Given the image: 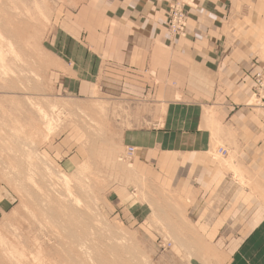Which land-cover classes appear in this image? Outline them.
Instances as JSON below:
<instances>
[{
  "label": "crops",
  "instance_id": "0c3cea01",
  "mask_svg": "<svg viewBox=\"0 0 264 264\" xmlns=\"http://www.w3.org/2000/svg\"><path fill=\"white\" fill-rule=\"evenodd\" d=\"M166 2L58 4L48 75L61 95L129 108L131 127L118 132L122 148L135 149L134 179L180 200L185 226L176 230L196 232L197 246L216 251L212 263L188 264H264V109L248 105L252 74L264 66V0H192L185 34L175 38ZM146 103L155 106L150 122L137 124ZM85 143L79 128L63 133L49 149L53 163L71 174L87 159ZM218 150L227 155L217 159ZM135 192L112 189L110 216L149 229L150 210Z\"/></svg>",
  "mask_w": 264,
  "mask_h": 264
},
{
  "label": "rangeland",
  "instance_id": "374dc122",
  "mask_svg": "<svg viewBox=\"0 0 264 264\" xmlns=\"http://www.w3.org/2000/svg\"><path fill=\"white\" fill-rule=\"evenodd\" d=\"M65 1L71 0H0V27H3L0 28V36L5 35V37H1L2 42H0L7 47L6 41L10 40L7 43H13V51L17 55V57L14 56L15 58L13 55L11 57L7 50L9 48L2 47L3 45L0 43V51L2 49V55L6 56L3 61L5 63L3 65L0 63V71L2 68L0 72V135L6 136L8 129L17 130L16 136L19 135V139L13 137L12 141H7V146L15 150L0 147V189L9 200L8 206L0 210V236L18 248L23 239L33 243L32 240L38 238V243L43 246L47 244L48 236L45 235L49 234L51 220H46L45 226H47H44L46 230L43 228L42 231V225L37 226L38 224L35 223L38 222L37 219H42L45 215L49 216L46 212L47 207L41 204L43 202L42 195L38 196L41 192L39 193V189L37 190L36 187L41 188L49 184V182L45 184L49 179L48 171L55 176L57 174L56 177H51L53 180L59 177V172L63 173L53 163L49 149L51 144L63 133L67 136L79 128L86 136V143L83 147L87 154V159L81 165L87 163L88 170L84 176L86 181H81L78 185V182L72 180L70 185L76 187L73 191L75 190L81 196L83 204L90 210L87 215L92 211L91 217L90 215L85 216L91 221V224L87 220L86 231L88 233L84 238V241L91 248L94 246L92 258L95 259V254H101V251L102 253L106 252L104 251L107 249L105 247L111 243V239H113L112 243L115 241V238H109V236L115 237L117 234L116 238L123 239L124 249L129 256L123 253L124 259L122 253L117 255L116 257L119 258L120 256L122 261L129 260L132 264H143V262L144 264H188L191 258H197L206 261L205 263H212L216 252L214 248L197 246L196 244L199 242L197 240L200 238L196 232L176 230L179 226H185L184 223L182 225V222H185L182 213V206L184 205L180 200L173 198L171 194L164 195L153 185L135 180L128 167L130 161L122 159L124 149L119 140L121 134L118 130L131 127L130 117L132 114L129 108L116 104L108 98L98 97L88 101L72 99L61 95L55 89L48 75V65L51 64V51L48 41L53 27L51 21L53 11L58 4ZM176 1L167 0L166 11H168L169 5ZM12 7H15L16 12L14 9L12 11ZM189 8L192 7L185 8L187 18ZM3 10L4 12H1ZM4 13L5 15H3ZM165 27L168 31L167 13ZM5 49L8 51L7 53ZM252 75V98L248 105L253 108L264 109V89L255 81L257 76L264 77V66L263 69L254 72ZM146 104V106H142L143 111L138 110L136 112V116L141 115L138 120L134 121L137 124L140 122L147 125L150 122L147 117L152 114L155 106ZM36 107L45 110L49 117L55 119L56 125H54L53 131L58 128L51 135H49L50 132H45L47 131L45 129L46 123L41 121L40 115L36 113L39 112ZM150 119L152 121L157 118ZM23 148L26 149V154H28L27 151L32 154V166L30 167L26 165L25 158L19 156L18 152L21 151L22 153ZM28 148L31 149L27 150ZM9 152L19 156L20 161L18 160V162L21 164L16 161L15 163L11 162V157L8 158L7 155ZM215 152L217 159H223V157H218V151ZM40 157H44L46 162H43ZM79 167L80 165L74 172L66 175L74 179L75 176L79 175ZM28 169H31L32 172H27ZM242 184L250 187L249 183L242 182ZM118 185L123 188L133 185L136 188V201L146 206L148 211L150 210V217L147 219V228L149 229L125 228L124 225L113 220V217L110 216L111 208L107 203V197L110 195V191ZM261 200L264 203V196ZM98 232H101L103 236ZM103 232L108 235V239ZM90 233L93 235L91 236ZM113 233L116 234L113 235ZM30 243L25 248L26 257H28V249L32 246ZM129 246L134 252H130L132 250ZM2 247L0 245V253ZM95 250L99 252L97 253ZM87 263L89 264V261Z\"/></svg>",
  "mask_w": 264,
  "mask_h": 264
},
{
  "label": "bare ground",
  "instance_id": "6f19581e",
  "mask_svg": "<svg viewBox=\"0 0 264 264\" xmlns=\"http://www.w3.org/2000/svg\"><path fill=\"white\" fill-rule=\"evenodd\" d=\"M191 0L188 1V3L190 4ZM12 6V5H11ZM10 6V7H11ZM14 6V5H13ZM191 6V5H190ZM1 8V7H0ZM13 9L15 10V7H12V11ZM1 12H4L1 11ZM16 12V10H15ZM15 12H13L15 14ZM12 14V13H10ZM5 15V13L3 14ZM1 16V13H0ZM2 20V19H1ZM10 22V20H9ZM2 24V23H1ZM12 24V23H11ZM9 25V24H8ZM1 26V25H0ZM10 26V25H9ZM8 26V27H9ZM7 27V26H6ZM20 27V26H19ZM3 28V27H0ZM10 28V27H9ZM3 32V30H2ZM6 32V31H5ZM9 33V31H7ZM7 33V34H8ZM1 35V34H0ZM3 35V34H2ZM5 37V35H3ZM3 36H0V41H1V37L3 38ZM3 40V39H2ZM5 40V39H4ZM8 40V38H7ZM12 40V39H11ZM10 41V40H9ZM9 41H6L7 47L9 49H7V47H5V44L1 43L2 47H5L10 53H8L11 57L13 55V57H17V55L15 54L14 50V46L12 45L13 43H7ZM4 42V41H3ZM15 43V42H14ZM16 44V43H15ZM18 47V46H17ZM1 48V47H0ZM5 49V50H6ZM6 50V53L8 52ZM2 51V49H1ZM0 51V63L3 65L5 62H3L5 59L2 53ZM5 52V51H4ZM7 55V54H5ZM20 55V54H19ZM14 57V58H15ZM19 58V57H18ZM16 60V59H14ZM18 60V59H17ZM20 60V59H19ZM3 62V63H2ZM17 63V62H16ZM15 63V64H16ZM1 67V66H0ZM4 67V66H3ZM2 71V68H1ZM0 71V72H1ZM53 107V106H52ZM99 107V106H98ZM38 108L36 112L37 114L40 115L41 117V121L45 122V129L48 131H44L46 133H49V135H51L54 131L57 130V128L53 131V127L54 125H56V123H54V118H51V116L49 117V114L46 113L45 110L36 107V109ZM51 110H53L52 108H50ZM43 110V111H42ZM54 111V110H53ZM52 111V112H53ZM80 111V110H79ZM98 111V110H97ZM51 112V111H50ZM82 112V111H81ZM88 113V112H87ZM57 114V113H56ZM58 118V117H56ZM43 122V123H44ZM17 125V124H16ZM43 126V125H42ZM14 127V126H13ZM12 127V128H13ZM8 129V133H6V136H2L0 135V147H5L6 149H11V150H15L10 148L9 146H7V141H12L13 137H16V139H19V135L16 136V134H18V131L15 129ZM7 131V130H6ZM44 136V134H43ZM48 136V135H47ZM46 136V137H47ZM23 138V137H22ZM48 138V137H47ZM42 139V138H41ZM46 140V138H44ZM43 139V140H44ZM3 141V142H2ZM24 149V148H23ZM22 149V153L21 151L18 152L20 157L25 158L26 161V165L28 167L32 166V161H31V156L32 154H29V151H27L28 154H26L25 150ZM31 148H28L27 150H30ZM8 158L11 157V162H18L19 160V156H17L16 154H11V152H9ZM219 155V154H218ZM227 155V152H226ZM225 155V156H226ZM224 156V157H225ZM7 157V156H6ZM218 157H222V156H218ZM223 157V158H224ZM1 158V157H0ZM40 159L43 162H46L44 157H40ZM1 160V159H0ZM20 161V160H19ZM19 163V162H18ZM17 163V164H18ZM21 164V163H19ZM45 166V165H44ZM48 166V165H47ZM47 168V167H46ZM45 169V167H44ZM43 169V170H44ZM29 170V171H28ZM27 172H32L31 169H28ZM48 171V168L46 169ZM88 170V165L87 163H84L82 165H80L79 167V175L76 177H74V179L70 178V176L59 172V177L55 178L56 180H53L51 177L55 176L53 175L52 172L48 171V176L49 179L48 181H46L45 184H47L49 182V184L47 185H43L44 187L41 188H37L36 189L39 191L40 194L42 195L43 198V202L41 204H43V206L47 207V215L49 216H44L42 219H37L38 225L37 226H41V231L45 229V222L46 220H51V226L49 229V234L45 235L47 237V244H45V246L47 245V247L43 246L42 244L38 243V238H34L32 241L33 243H30L28 240H24L23 242H21L20 240V247H15L11 242H6L2 236H0V245H2V250L0 253V264H88L87 262L89 261V264H132L129 260H125L122 261L121 257L119 256V258H117V255H121L122 256L125 254L128 256V252L126 251V249H124L125 247L123 246L124 243L122 242L123 239L121 238H116L117 234L113 233V235L116 234V236H109V238H115L112 243L111 239V243L107 244V246L105 248H107L106 252L101 251V254H99L97 252V250H95L98 254L96 255V260L94 258H92V251L94 249V246L91 248L85 241L84 238H86V234L88 233L86 231L87 228V223H88V219L85 217L88 213V211H90L87 206L85 204H83V200L80 198L81 196H79L76 191L74 192L73 189L76 188L71 187L70 182L73 180V182H79L81 181H86L85 179V174L87 173ZM45 171V170H44ZM46 171V172H47ZM32 176V174H30ZM57 176V174H56ZM55 176V177H56ZM45 180V179H44ZM43 180V182H44ZM50 180V181H49ZM242 182L243 180L240 179ZM38 183V182H37ZM41 183V182H40ZM244 183V182H243ZM35 185V184H34ZM38 185L40 186V184L38 183ZM58 185V186H57ZM77 185V184H76ZM33 186V185H32ZM60 186V188H59ZM25 187V186H24ZM28 190V189H27ZM36 190V191H37ZM79 190V189H78ZM29 191V190H28ZM84 192V191H83ZM37 195V194H36ZM86 195V194H85ZM84 195V196H85ZM87 197V196H86ZM45 204V205H44ZM181 204V203H180ZM90 213V212H89ZM92 213V211H91ZM90 213V214H91ZM56 214V215H55ZM88 214V215H90ZM87 215V216H88ZM96 217V215H94ZM93 216V217H94ZM91 217V215H90ZM50 218V219H49ZM98 218V217H96ZM34 220V219H33ZM36 220V221H37ZM88 220V221H87ZM95 220V219H93ZM98 220V219H97ZM35 221V220H34ZM94 222V221H93ZM99 223V222H98ZM89 224H91V221H89ZM96 224V222H95ZM101 224V223H100ZM94 225V224H93ZM99 225V224H98ZM102 225V224H101ZM45 226V227H44ZM97 226V225H95ZM94 226V227H95ZM100 226V225H99ZM98 226V227H99ZM101 227V226H100ZM40 228V227H38ZM44 228V229H43ZM110 228V227H109ZM102 229V228H101ZM105 229V228H104ZM46 230V229H45ZM91 231V230H89ZM105 231V230H104ZM107 231V230H106ZM104 233V232H103ZM91 234V233H90ZM98 234H101V232ZM14 235V234H13ZM93 235V233L91 234V236ZM104 235H106V233H104ZM16 236V234L14 235ZM42 236V235H41ZM99 236V235H98ZM101 236H103L101 234ZM100 236V237H101ZM108 235H106L107 237ZM87 237H89L87 235ZM94 237V236H93ZM92 237V238H93ZM119 237V236H118ZM122 237V235H121ZM126 237V236H125ZM105 238V237H104ZM89 239V238H88ZM101 239V238H100ZM108 239V237H107ZM125 239V238H124ZM15 240V239H14ZM94 240V239H93ZM106 240V238H105ZM17 242V241H15ZM87 242H89L87 240ZM92 242V241H91ZM102 242V241H101ZM107 242H109V240H107ZM126 242V241H124ZM32 244V246L28 249V257L25 256V248L28 244ZM100 243V242H99ZM127 243V242H126ZM125 243V244H126ZM128 244V243H127ZM91 245H93V243H91ZM95 245V244H94ZM102 245V244H101ZM100 246V245H98ZM130 247V246H129ZM133 247V246H132ZM18 248V251H17ZM101 248V247H100ZM104 248V249H105ZM131 248V247H130ZM103 249V248H101ZM99 250V249H98ZM132 250V248H131ZM135 250V249H134ZM131 253L134 252L133 250L130 251ZM124 253V254H123ZM130 254V253H129ZM131 255V254H130ZM132 256V255H131ZM112 257V258H110ZM125 256H123L124 258ZM129 257V256H128ZM127 257V259H129ZM133 257V256H132ZM139 257V256H138ZM131 258V257H130ZM125 259V258H124ZM123 259V260H124ZM132 259V258H131ZM142 259V258H140ZM145 259V258H144ZM143 260V259H142ZM141 261V260H140ZM145 261V260H144ZM134 263V262H133ZM141 263V262H140ZM146 263V262H145ZM144 264V262H143Z\"/></svg>",
  "mask_w": 264,
  "mask_h": 264
},
{
  "label": "built area",
  "instance_id": "2783aa9c",
  "mask_svg": "<svg viewBox=\"0 0 264 264\" xmlns=\"http://www.w3.org/2000/svg\"><path fill=\"white\" fill-rule=\"evenodd\" d=\"M188 1L189 0H177L176 2H173L169 5V9L167 11V29L172 37H183L185 34L187 19V16L185 15V8L191 7ZM255 81L257 84L263 87L262 89H264V77L261 78L260 76H257ZM134 153V148L127 147L124 149L122 159L130 161ZM218 154L224 157L226 155V151L218 150Z\"/></svg>",
  "mask_w": 264,
  "mask_h": 264
}]
</instances>
